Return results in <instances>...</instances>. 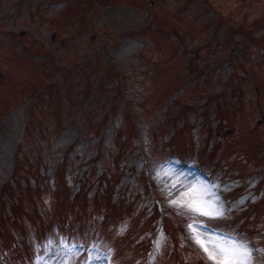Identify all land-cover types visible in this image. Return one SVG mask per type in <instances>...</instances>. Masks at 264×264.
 Instances as JSON below:
<instances>
[{
	"label": "rangeland",
	"instance_id": "1",
	"mask_svg": "<svg viewBox=\"0 0 264 264\" xmlns=\"http://www.w3.org/2000/svg\"><path fill=\"white\" fill-rule=\"evenodd\" d=\"M55 1L65 49L26 58L9 39L32 41L42 3L0 0V264H264V0L112 6L100 25ZM204 43L210 62L186 58Z\"/></svg>",
	"mask_w": 264,
	"mask_h": 264
},
{
	"label": "flooded vegetation",
	"instance_id": "2",
	"mask_svg": "<svg viewBox=\"0 0 264 264\" xmlns=\"http://www.w3.org/2000/svg\"><path fill=\"white\" fill-rule=\"evenodd\" d=\"M130 1H132V0H129V2ZM120 4H123V3L120 2ZM135 6H138V8H140L141 10H144L148 13V0H136ZM97 10L99 11V10H103V9H97ZM43 14H44L43 11H38L37 16L40 18H43L42 17V16H44ZM44 19H47L48 20L47 22L49 24H50V22H53V24H56L57 25L56 28L59 30V32L66 30V29L71 27V24H69L67 22V20L63 14H60V15L53 14V15H49V16L45 15ZM57 34H58V32H55V31L52 32L51 31L50 40H49L51 44L56 43L55 39L57 38Z\"/></svg>",
	"mask_w": 264,
	"mask_h": 264
},
{
	"label": "trees",
	"instance_id": "3",
	"mask_svg": "<svg viewBox=\"0 0 264 264\" xmlns=\"http://www.w3.org/2000/svg\"><path fill=\"white\" fill-rule=\"evenodd\" d=\"M18 205H19V203H18V204H17V203H14V204H13V207L16 208V209H18V207H19ZM17 206H18V207H17ZM4 207H5V202L2 201V202H1V206H0V210H1V208H4ZM6 217H7V218H6ZM4 218H5L7 221H12V222L16 220V219L14 220V216H13V215H11V217H9L8 215H7V216L4 215ZM4 218L0 215V220H3ZM15 218H17V216H15Z\"/></svg>",
	"mask_w": 264,
	"mask_h": 264
}]
</instances>
